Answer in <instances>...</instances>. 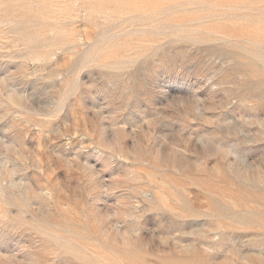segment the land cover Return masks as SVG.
Wrapping results in <instances>:
<instances>
[{
  "label": "rangeland",
  "instance_id": "obj_1",
  "mask_svg": "<svg viewBox=\"0 0 264 264\" xmlns=\"http://www.w3.org/2000/svg\"><path fill=\"white\" fill-rule=\"evenodd\" d=\"M0 264H264V0H0Z\"/></svg>",
  "mask_w": 264,
  "mask_h": 264
}]
</instances>
